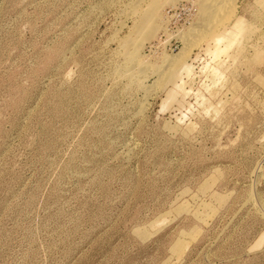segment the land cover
<instances>
[{"label": "rangeland", "instance_id": "obj_1", "mask_svg": "<svg viewBox=\"0 0 264 264\" xmlns=\"http://www.w3.org/2000/svg\"><path fill=\"white\" fill-rule=\"evenodd\" d=\"M177 1L0 0V264H264V0Z\"/></svg>", "mask_w": 264, "mask_h": 264}, {"label": "built area", "instance_id": "obj_2", "mask_svg": "<svg viewBox=\"0 0 264 264\" xmlns=\"http://www.w3.org/2000/svg\"><path fill=\"white\" fill-rule=\"evenodd\" d=\"M195 11L193 0H179L163 11L164 26L156 39L148 43V49L175 48L179 29L190 23ZM146 47V48H147Z\"/></svg>", "mask_w": 264, "mask_h": 264}, {"label": "bare ground", "instance_id": "obj_3", "mask_svg": "<svg viewBox=\"0 0 264 264\" xmlns=\"http://www.w3.org/2000/svg\"><path fill=\"white\" fill-rule=\"evenodd\" d=\"M153 1V3L155 4V6L153 7V9H156V8H158V9H160V5L162 4V2L164 1V0H152ZM168 1V0H167ZM199 1V3H198V9H197V12H202L203 10H206V12L204 11V13H205V15H204V17L206 18V19H210L211 21H212V19L214 18L213 16H214V14L215 13H219L220 14V16H218L217 15V20L215 21V22H221L222 20H224L225 18H228L233 12H234V10H235V7H236V0H198ZM171 3V2H170ZM144 13V14H143ZM142 13V18L143 19H149V13L148 12H143ZM206 13H208V14H206ZM209 20V21H210ZM215 20V19H214ZM158 21H159V18H158ZM157 21V22H158ZM165 21V20H164ZM205 24H206V22H205ZM197 26V25H196ZM204 26V24L203 23H200L199 24V26H198V28L199 27H203ZM183 28V27H182ZM181 28V29H182ZM197 28V29H198ZM181 29H179L178 31H180ZM196 29V28H195ZM209 29V28H208ZM188 30V29H187ZM192 33V31H188V33ZM185 33V32H184ZM182 36H184V34L182 35ZM194 36H187V37H183L184 38V40H185V47L188 45V47H189V45L191 44V43H194V41L196 40L197 41V38L198 37H195V38H193ZM182 38V39H183ZM199 40V39H198ZM128 43L130 44L131 43V40L130 41H128ZM193 45V44H192ZM132 46V45H131ZM133 48V47H132ZM184 48V47H183ZM132 50V49H131ZM134 50V49H133ZM127 51L128 53V59H129V61H135L136 59H134L136 56H134L135 54V52L134 51ZM184 50H185V48H184ZM187 50V49H186ZM185 50V51H186ZM163 51V50H162ZM162 54V53H161ZM126 55V54H125ZM161 57V59H162V63H164V64H166V65H168V66H171L172 67V65L174 66H176V65H179L180 64V62H181V58H182V56H180V57H168V55H164V53L162 54V56H160ZM159 57V58H160ZM132 63V62H131ZM174 66V67H175ZM139 74V73H138Z\"/></svg>", "mask_w": 264, "mask_h": 264}]
</instances>
